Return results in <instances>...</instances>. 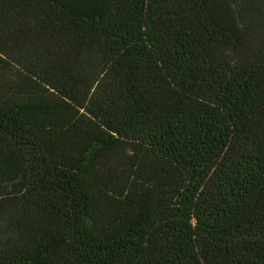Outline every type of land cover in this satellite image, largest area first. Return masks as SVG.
Listing matches in <instances>:
<instances>
[{
    "label": "trees",
    "instance_id": "obj_1",
    "mask_svg": "<svg viewBox=\"0 0 264 264\" xmlns=\"http://www.w3.org/2000/svg\"><path fill=\"white\" fill-rule=\"evenodd\" d=\"M0 264H264V0H0Z\"/></svg>",
    "mask_w": 264,
    "mask_h": 264
}]
</instances>
